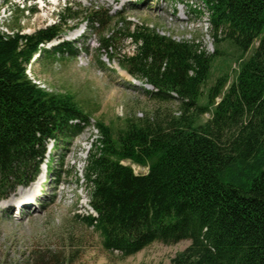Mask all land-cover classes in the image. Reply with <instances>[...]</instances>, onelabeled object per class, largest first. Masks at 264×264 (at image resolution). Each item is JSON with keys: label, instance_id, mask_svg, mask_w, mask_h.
I'll return each instance as SVG.
<instances>
[{"label": "trees", "instance_id": "16d2710c", "mask_svg": "<svg viewBox=\"0 0 264 264\" xmlns=\"http://www.w3.org/2000/svg\"><path fill=\"white\" fill-rule=\"evenodd\" d=\"M199 1L202 11L193 14L207 15L213 45L230 41L246 53L257 43L253 54L225 93L223 76L201 105L216 50L208 54L199 41H177L142 25L126 27L124 37L135 49L119 66L152 87L141 90L153 101L173 102L177 109L126 119L116 136L94 122L99 137L83 170L92 214L81 221L99 235L107 252L123 258L152 242L189 241L169 264H264V0ZM63 12L59 24L30 35L0 30L3 198L39 175L48 142L63 146L90 125L72 95L48 92L26 73L34 56L51 55L41 46L60 38L67 21L104 29L102 17L109 14L99 7L67 6ZM108 38L101 40L104 48ZM53 52L77 55L69 41ZM216 98L220 101L211 109ZM122 161L147 166V173L135 174Z\"/></svg>", "mask_w": 264, "mask_h": 264}, {"label": "rangeland", "instance_id": "374dc122", "mask_svg": "<svg viewBox=\"0 0 264 264\" xmlns=\"http://www.w3.org/2000/svg\"><path fill=\"white\" fill-rule=\"evenodd\" d=\"M188 1L0 0V30L5 33L19 29L21 34L30 35L59 24L66 17L63 11L67 6L71 10L99 7L109 12L102 17L106 21L104 29L98 24L89 29L80 19L67 21L66 32L60 38L41 46V50L51 55H36L27 67V76L41 88L72 95L89 116L90 125L63 146L48 142L45 159L34 181L25 187L13 188L7 198L0 194V264H66L67 260V264H169L189 245V241L170 245L152 242L123 258L119 252H107L99 235L81 221L83 216L92 214L83 170L99 137L94 122L108 126L116 136L125 127L126 119H143L149 113L158 112L171 115L177 109L176 103L153 101L141 90V82L119 66L124 55H132L135 49L130 39L124 37L126 27L132 31L142 25L178 41H199L208 54L216 50L211 57L209 77L202 87L201 105L206 103L207 93L215 81L223 76L226 83L221 94L225 93L235 81L240 65L254 52L257 43L246 53L230 41L213 45L205 13L204 16L193 14L192 22L176 19L177 15L184 17ZM117 12H120L119 18L115 17ZM103 37H109L110 42L105 48L101 42ZM62 41L75 45V57L53 52ZM219 101L216 98L210 108ZM210 114H204L202 121ZM121 163L135 174L147 173V166L129 161ZM25 200L29 206L23 208L21 202Z\"/></svg>", "mask_w": 264, "mask_h": 264}, {"label": "built area", "instance_id": "2783aa9c", "mask_svg": "<svg viewBox=\"0 0 264 264\" xmlns=\"http://www.w3.org/2000/svg\"><path fill=\"white\" fill-rule=\"evenodd\" d=\"M193 2H197V3H193ZM186 3L187 4H189L190 6H192V8H198V9H202V4H200L199 2H198V0H189L188 2H185V6H184V10H183V15L182 16H184L183 18L184 19H187L188 17H190L191 16V10H190V7L188 6V5H186ZM174 13H176V11L174 12ZM175 18L176 19H180V20H182L183 18L182 17H180L179 15H177V17L175 16ZM174 39V38H173ZM176 40V39H175ZM178 41V40H177Z\"/></svg>", "mask_w": 264, "mask_h": 264}, {"label": "bare ground", "instance_id": "6f19581e", "mask_svg": "<svg viewBox=\"0 0 264 264\" xmlns=\"http://www.w3.org/2000/svg\"><path fill=\"white\" fill-rule=\"evenodd\" d=\"M21 203L24 204V205H23V208L29 206V205H28L29 203H27V200H25V202L23 201V202H21Z\"/></svg>", "mask_w": 264, "mask_h": 264}]
</instances>
